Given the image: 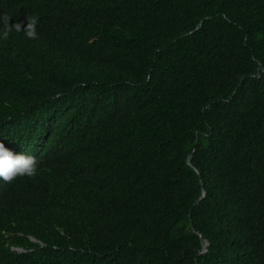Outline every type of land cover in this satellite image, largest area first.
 Returning a JSON list of instances; mask_svg holds the SVG:
<instances>
[{"label":"trees","instance_id":"1","mask_svg":"<svg viewBox=\"0 0 264 264\" xmlns=\"http://www.w3.org/2000/svg\"><path fill=\"white\" fill-rule=\"evenodd\" d=\"M0 14V264H264V0Z\"/></svg>","mask_w":264,"mask_h":264},{"label":"clouds","instance_id":"2","mask_svg":"<svg viewBox=\"0 0 264 264\" xmlns=\"http://www.w3.org/2000/svg\"><path fill=\"white\" fill-rule=\"evenodd\" d=\"M10 16L0 14V25L8 26V29L3 31V36H8L12 26L19 25L20 30L25 31L30 38L36 35L34 27L37 20L33 18L28 19L26 26L21 23L12 25L9 23ZM39 166L35 156L27 154L25 151L15 154L13 151L5 147L4 143L0 141V180L11 182L17 177H34L38 172Z\"/></svg>","mask_w":264,"mask_h":264},{"label":"water","instance_id":"3","mask_svg":"<svg viewBox=\"0 0 264 264\" xmlns=\"http://www.w3.org/2000/svg\"><path fill=\"white\" fill-rule=\"evenodd\" d=\"M187 163H188L189 165H191L189 161H187ZM206 247H207V241L204 240V241H203V249H202V251H205ZM16 250H17V251H21L20 249H16Z\"/></svg>","mask_w":264,"mask_h":264}]
</instances>
